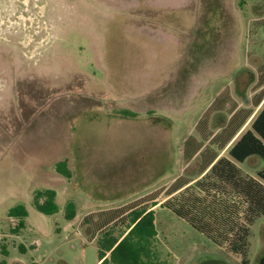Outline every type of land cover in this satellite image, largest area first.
<instances>
[{
  "label": "rangeland",
  "instance_id": "obj_1",
  "mask_svg": "<svg viewBox=\"0 0 264 264\" xmlns=\"http://www.w3.org/2000/svg\"><path fill=\"white\" fill-rule=\"evenodd\" d=\"M263 97L264 0H0V262L95 264L130 210L196 177L248 119L250 130ZM238 167L256 178L264 162ZM44 190L53 215L34 207ZM154 217L153 260L243 264L169 210ZM262 252L264 216L246 264Z\"/></svg>",
  "mask_w": 264,
  "mask_h": 264
},
{
  "label": "trees",
  "instance_id": "obj_2",
  "mask_svg": "<svg viewBox=\"0 0 264 264\" xmlns=\"http://www.w3.org/2000/svg\"><path fill=\"white\" fill-rule=\"evenodd\" d=\"M122 113L132 116L128 112ZM251 156H258L264 162V104L250 122V130L241 132L227 148V156L212 158L196 177L179 184L159 204L160 208L186 221L212 244L241 256L243 264L247 263L250 226L264 216V168L253 178L238 167ZM56 171L70 177L66 162H59ZM55 197L52 190L36 192L35 209L44 215L55 214ZM154 214L152 210L143 209L130 212L127 232L99 249L101 264H161L159 259H152L157 235ZM7 215L19 219L13 233L23 228V220L27 217L23 206L11 208ZM65 217L74 219L72 203L66 205ZM0 264L7 263L1 261Z\"/></svg>",
  "mask_w": 264,
  "mask_h": 264
},
{
  "label": "crops",
  "instance_id": "obj_3",
  "mask_svg": "<svg viewBox=\"0 0 264 264\" xmlns=\"http://www.w3.org/2000/svg\"><path fill=\"white\" fill-rule=\"evenodd\" d=\"M159 89V88H158ZM154 92H156V91H154ZM264 104V97L261 99V101H259V103H257L256 105H255V112H257L258 113V111L262 108V105ZM253 113L250 117H254L257 113ZM249 117V118H250ZM250 119H248L247 120V122L249 121ZM247 122L245 123V124H247ZM244 124V125H245ZM244 125L241 127V129H239V131L232 137V139L229 141V143L224 147V149L220 152V153H218V154H215V156H217V157H220L223 153H224V151L231 145V143H233L236 139V136L240 133V131L242 130V128L244 127ZM240 135V134H239ZM238 135V136H239ZM214 156V157H215ZM213 157V158H214ZM212 160V159H211ZM155 201V199L152 201L153 203H157V205H155V206H153V204L151 205V206H149V207H143V208H141V209H139V210H146V211H150V210H152L154 213H155V211L157 210V207H159V204L162 202V200L161 201H159V202H154ZM135 210H138V208H136V209H132V210H130V212H133V211H135ZM129 212V213H130ZM127 228V227H126ZM124 232H127L126 231V229H125V231H123V233H121V235L120 236H122L123 234H124ZM119 239H120V237H119ZM108 257V254H106V257L105 258H107ZM101 262H102V260H100L99 259V257L97 258V260H96V262H95V264H101Z\"/></svg>",
  "mask_w": 264,
  "mask_h": 264
},
{
  "label": "flooded vegetation",
  "instance_id": "obj_4",
  "mask_svg": "<svg viewBox=\"0 0 264 264\" xmlns=\"http://www.w3.org/2000/svg\"><path fill=\"white\" fill-rule=\"evenodd\" d=\"M263 261L264 260V252H262L261 256L259 257V260H258V264L260 263V261ZM261 261V262H262ZM210 264H222V263H219V262H212Z\"/></svg>",
  "mask_w": 264,
  "mask_h": 264
},
{
  "label": "water",
  "instance_id": "obj_5",
  "mask_svg": "<svg viewBox=\"0 0 264 264\" xmlns=\"http://www.w3.org/2000/svg\"><path fill=\"white\" fill-rule=\"evenodd\" d=\"M261 261H262V260H261ZM261 261H260V263H259V264H264V260H263L262 262H261Z\"/></svg>",
  "mask_w": 264,
  "mask_h": 264
}]
</instances>
